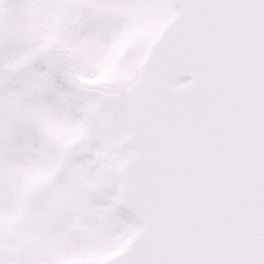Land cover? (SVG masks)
Here are the masks:
<instances>
[{"label": "snow or ice", "instance_id": "obj_1", "mask_svg": "<svg viewBox=\"0 0 264 264\" xmlns=\"http://www.w3.org/2000/svg\"><path fill=\"white\" fill-rule=\"evenodd\" d=\"M0 264H264V0H0Z\"/></svg>", "mask_w": 264, "mask_h": 264}]
</instances>
